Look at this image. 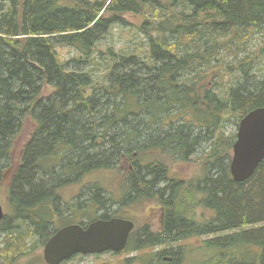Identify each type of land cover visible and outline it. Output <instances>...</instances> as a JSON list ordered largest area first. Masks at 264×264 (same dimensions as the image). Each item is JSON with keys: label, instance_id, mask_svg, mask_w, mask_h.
I'll return each instance as SVG.
<instances>
[{"label": "trees", "instance_id": "trees-1", "mask_svg": "<svg viewBox=\"0 0 264 264\" xmlns=\"http://www.w3.org/2000/svg\"><path fill=\"white\" fill-rule=\"evenodd\" d=\"M125 13L145 15V57L111 51L95 80L84 66ZM57 46L77 57L62 59ZM260 59L264 0H0V185L10 208L0 230L11 241L1 255L19 238L23 248L28 236L43 246L74 224L71 211L59 212V190L117 167L125 169V198L101 199V188L89 186L81 223L117 214L111 204L154 194L168 210L170 242L204 233L214 236L203 242L213 248L212 263L264 264V159L236 183L229 173L235 134L220 138L230 118L264 107ZM206 136L214 138L212 150L192 194L163 162L140 160L154 152L184 160ZM194 195L208 215L200 220L191 208L179 211ZM99 207L106 212L97 217ZM147 243L131 237L129 247ZM157 255L145 262L162 260Z\"/></svg>", "mask_w": 264, "mask_h": 264}, {"label": "rangeland", "instance_id": "rangeland-1", "mask_svg": "<svg viewBox=\"0 0 264 264\" xmlns=\"http://www.w3.org/2000/svg\"><path fill=\"white\" fill-rule=\"evenodd\" d=\"M144 19L145 15L125 13L122 16V22H117L110 27L108 33L95 47L93 54L95 62L84 66V69L90 71L95 80H100L103 77L107 62L110 60L109 54L111 51L113 53L122 54L133 52L140 58L145 57L147 52V38L139 29ZM261 38L262 37L260 35L259 39ZM260 44L261 43L258 45ZM255 46L256 42L252 43L250 48ZM56 49L61 58L64 60L77 57V53L68 47L57 46ZM258 65L261 70H264V59H260ZM224 84L227 85L228 81L225 80ZM238 122L239 121H235L234 118H230L229 121L224 123L220 130V138L222 140H226L229 135L235 134ZM206 138H208V140L205 141ZM205 139L201 141V144H198L195 152H192L184 160L176 159V157L169 155H162L159 152L148 153L146 157H140V160H142L141 162L144 164L154 161L163 162L168 167L169 174L176 180L183 181V185L185 186L184 190L187 189V193L192 194L191 192L196 186V181L204 175L205 169L203 167V162L208 158L210 150H212L214 138L206 136ZM122 170L125 171L124 168L120 169L117 167L113 169H98L84 178H80L77 183L63 186L59 190L61 196V201L57 204L59 212H65V214H68V211H71L74 218H76L74 223H79V212H82L83 208L86 207L84 202L91 198V192H89L88 187L92 185H97L101 188L103 195L101 196V199L102 197L103 199L119 197L123 193L124 187V173ZM187 193L181 192L180 198H184ZM187 198V201L185 203L182 202L183 205L181 204V207H179L180 212L184 211L188 207V209L191 208L188 210L190 211L189 215L196 220H200L202 213L203 215L208 216L200 206L195 204V195ZM0 205L3 209L5 217L7 218L10 214V208L8 205L6 188L3 185H0ZM69 205L74 207V213L72 209L70 210L67 208ZM159 205L160 204L155 199L153 202H150L149 200L146 202L142 201L140 203L130 201L123 204L121 208L125 218L131 219L134 222V226L137 231L144 227L145 223L154 224L155 226L152 227V229L157 230L159 225ZM99 208L96 210V215H100L102 212ZM111 208L115 210L116 206L111 204ZM65 209H67V211H65ZM176 209H178L177 206ZM22 230L26 236L28 230L25 225ZM213 238L214 236L210 235L191 237L179 243L181 246L178 249H176V247H178L177 244L173 245L175 250L174 254L171 256V262L176 264H214L212 263V260L209 261V258L213 253V248L207 247L203 244V242ZM10 242L9 237L6 236L2 230H0V257L5 264H37L35 256L39 255L42 257L43 246L35 245L36 241L30 236L25 239V248L22 247V243H24V241L19 238L13 245L8 246L9 250L6 254L3 253L1 255V251L4 250V246L6 248V245L4 244H8ZM132 247L133 246L129 247L130 249H127L120 254L106 252L96 255H76L61 264H142L146 263L145 261L152 257V255L147 254L146 251L131 250ZM139 247L141 246L139 245L136 248ZM175 254H179V257L176 260L178 262H175ZM166 256L170 257L168 255ZM153 262L157 264L165 261H158L154 258Z\"/></svg>", "mask_w": 264, "mask_h": 264}, {"label": "water", "instance_id": "water-1", "mask_svg": "<svg viewBox=\"0 0 264 264\" xmlns=\"http://www.w3.org/2000/svg\"><path fill=\"white\" fill-rule=\"evenodd\" d=\"M264 159V107L245 114L237 124L229 173L232 180L242 183L254 174ZM4 212L0 205V224ZM133 229L131 220L97 219L85 227L80 224L62 226L49 237L42 248L44 264H61L74 255H95L121 252Z\"/></svg>", "mask_w": 264, "mask_h": 264}, {"label": "flooded vegetation", "instance_id": "flooded-vegetation-1", "mask_svg": "<svg viewBox=\"0 0 264 264\" xmlns=\"http://www.w3.org/2000/svg\"><path fill=\"white\" fill-rule=\"evenodd\" d=\"M166 186H167V183L166 182H163L159 186V188L161 190H163V188H166ZM155 190H157V188H155ZM151 192H153V191H151ZM167 192L168 191H166V193ZM157 197H158L157 195L155 196L154 194H150L148 196V198L145 200V202L147 200H149L150 202H153V200L156 199L157 202L160 204L159 205L160 207L158 208V212H159V215H158V224L159 225H158V229L157 230H153L152 229V227L155 226L154 224L151 223L152 224L151 225L149 223H145L144 227H142L141 229H139L137 231V229H135L134 222L131 219L125 218V216L123 215L122 208H121L123 205L122 206L119 205L118 207H116L117 209L115 211L117 212V214H113V212H112V213H110L111 214V217L110 218H108V219H105V218L102 219V220H109V219H112V218H120V219L131 220L132 223H133V229L131 230V232H130V234L128 236V240H127V244H126L125 248L121 252H119V253H113V252H110V251H107V252L113 253V254H120V253L124 252L125 250L130 249L129 248L130 239H131V237H135V239L145 240L148 243L146 244V246L140 245L141 247H139V248H136L137 247L136 246L135 249H133V250H136V251H146L147 254H151L153 256L159 254L160 255L159 257L162 260H164L165 262L157 263V264H176V263H172L171 262V260H172L171 256L174 254V250H175V247H173V245H176L177 244L178 247H176V249H178L181 246V245H179V243H181L185 239L184 240L181 239L179 241H171V242L169 241V238H168V234L169 233H168V230H167V227H166V222H167V219H168V215L166 213L168 212V210L157 199ZM165 197H166V195H165ZM116 198L118 200H123L125 197L123 198L120 195L119 197H116ZM115 206H117V204ZM99 209L102 211L101 212L102 214L99 212L100 215H96L97 217L105 214V212H106L105 211V208H103V207H101ZM97 219H101V218H97ZM97 219H94V220H97ZM187 219H190V218H187ZM94 220H92V221H94ZM90 222H85L84 221V223H81L79 221V223H77V224H80L82 227H85ZM203 235H205V234L202 233L199 236H203ZM191 237H198V236L192 234V236H190L189 238H191ZM154 239H156V240L157 239H161V242H155V243L151 242V240H154ZM104 253H106V252H104ZM166 255H168L170 257H167ZM74 256H76V255H74ZM158 259H159L158 257L155 258V260H158ZM175 262H178V261H175ZM142 264H147V263H142ZM151 264H155V263L152 262Z\"/></svg>", "mask_w": 264, "mask_h": 264}]
</instances>
